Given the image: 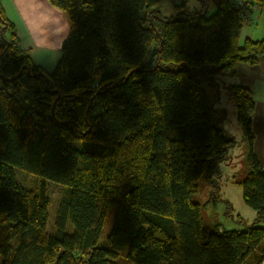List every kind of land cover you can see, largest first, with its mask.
I'll return each instance as SVG.
<instances>
[{"label": "trees", "instance_id": "obj_1", "mask_svg": "<svg viewBox=\"0 0 264 264\" xmlns=\"http://www.w3.org/2000/svg\"><path fill=\"white\" fill-rule=\"evenodd\" d=\"M46 1L69 25L52 72L16 43L0 4V264H262L264 168L241 85L229 92L248 172L233 182L255 217L220 230L195 195L235 143L202 84L264 54V39L240 42L242 14L264 0H214L210 17L184 4L165 17L161 0ZM48 181L62 187L51 233Z\"/></svg>", "mask_w": 264, "mask_h": 264}, {"label": "rangeland", "instance_id": "obj_2", "mask_svg": "<svg viewBox=\"0 0 264 264\" xmlns=\"http://www.w3.org/2000/svg\"><path fill=\"white\" fill-rule=\"evenodd\" d=\"M181 4H184L181 8L188 12L205 9L206 17H210L216 12L214 0H161L154 6V9L165 17H172L175 16L178 6H181ZM248 17L249 20L247 22L243 21L240 42L250 32H252V36H264V11L260 14L257 9L251 10ZM65 20L68 23L66 18ZM45 38L47 40L43 39L42 42H36V44L39 46L44 41L42 47L57 46L60 53V40L56 41L53 36H45ZM16 43L21 47L18 40ZM33 54L35 55V60L40 63H43L44 59L47 58L43 48L36 47ZM44 67L48 66L45 65ZM214 82V85L203 83L202 87L208 99L214 102V107L217 110L214 113L215 121H218V125L223 129L224 133L232 137L235 143L223 159L219 161L218 173L214 174L208 181L203 180L200 183V189L195 195V200L202 205L203 219L206 223L219 225L220 230H243L255 217L254 210L243 202L241 185L234 183L237 179H243L248 172L246 163L247 141L243 126L237 120L236 103L229 92L230 78L228 72L221 71L217 73L214 76ZM222 108H225V114L221 111ZM17 177L25 185L34 186L35 181L32 175L18 171ZM46 186L51 199L48 207L47 230L51 233L53 231L54 211L61 195L62 187L51 181H48ZM113 212V207H110L102 228L101 241L110 233L113 223ZM71 230L72 227L68 220L67 231Z\"/></svg>", "mask_w": 264, "mask_h": 264}, {"label": "crops", "instance_id": "obj_3", "mask_svg": "<svg viewBox=\"0 0 264 264\" xmlns=\"http://www.w3.org/2000/svg\"><path fill=\"white\" fill-rule=\"evenodd\" d=\"M0 4L5 17L14 26L21 48L28 50L33 58L35 57L34 49L36 47L43 48L47 58L43 63L37 62L35 58L34 60L45 71L52 72L60 57L57 46H55L56 48L53 46L42 47L44 41L39 46L36 42L47 40L45 36H53L56 41L60 40L62 43L69 28L64 12L52 7L46 0H0ZM254 9L259 10L260 14L264 11V7L257 4L250 6V12ZM245 38L261 40L264 39V36H252V32H250L244 36ZM44 64L48 67H44ZM228 76L230 85H241L251 93L255 101L251 115L254 133L253 152L264 168V54L258 58L254 65L239 63L236 66V74L228 73ZM221 111L225 114V108H222Z\"/></svg>", "mask_w": 264, "mask_h": 264}, {"label": "built area", "instance_id": "obj_4", "mask_svg": "<svg viewBox=\"0 0 264 264\" xmlns=\"http://www.w3.org/2000/svg\"><path fill=\"white\" fill-rule=\"evenodd\" d=\"M236 2H237V3H236L237 6L241 4V1H240V0H238V1H236ZM248 15H249V13H247V12H244V13L242 14V19H243L244 22H247V21L249 20ZM262 264H264V261L262 262Z\"/></svg>", "mask_w": 264, "mask_h": 264}, {"label": "water", "instance_id": "obj_5", "mask_svg": "<svg viewBox=\"0 0 264 264\" xmlns=\"http://www.w3.org/2000/svg\"><path fill=\"white\" fill-rule=\"evenodd\" d=\"M215 4H217L215 1H214Z\"/></svg>", "mask_w": 264, "mask_h": 264}]
</instances>
